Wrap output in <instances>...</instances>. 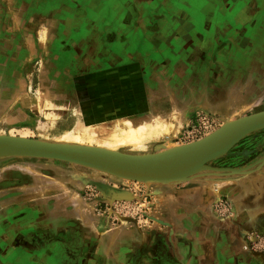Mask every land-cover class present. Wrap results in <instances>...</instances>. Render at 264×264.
I'll return each instance as SVG.
<instances>
[{"label":"rangeland","instance_id":"1","mask_svg":"<svg viewBox=\"0 0 264 264\" xmlns=\"http://www.w3.org/2000/svg\"><path fill=\"white\" fill-rule=\"evenodd\" d=\"M236 2L223 19L217 9L208 15L206 43L144 46L145 57L111 46L109 29L17 28L0 55V138L164 156L237 130L264 112V0ZM68 14L72 25L77 15ZM129 120L164 129L138 148L102 143ZM88 129L104 135L100 144L62 139ZM209 153L218 155L189 163L181 179L149 185L131 171L0 154V264H141L135 251L146 240L158 252L144 255L149 264H174L181 250L185 261L189 249L206 264H264V127ZM195 200L187 238L181 205Z\"/></svg>","mask_w":264,"mask_h":264},{"label":"crops","instance_id":"2","mask_svg":"<svg viewBox=\"0 0 264 264\" xmlns=\"http://www.w3.org/2000/svg\"><path fill=\"white\" fill-rule=\"evenodd\" d=\"M241 1L245 2V0H239L236 3L239 4ZM20 2L22 3V0H19ZM19 3L18 0H0V55L6 53L5 39L10 36L13 39L17 38L18 34L15 32L17 28L33 29L40 27L51 31L65 29L68 33L69 30L76 28L109 29L110 40L108 43L111 46H137L135 50L137 52L142 50L140 54L145 57L147 54H144V46H148L149 50L151 45L171 46L206 43L207 39L214 37L213 34L209 35L207 32L212 21V19H208V15L210 13L213 15L216 9L217 14L222 19L228 11L232 13L230 8L232 6L229 5L228 0H74V4L78 8L77 11L70 10V0H30L26 5ZM232 9L234 10V8ZM244 12V4H240L234 20L239 23L244 20L246 16ZM68 13L77 15V17H72V25H70V19H67ZM27 14H30L29 19L23 20L22 18ZM65 15L68 17L64 18ZM213 30L214 28L210 25V34ZM93 43L101 44L102 42L95 36ZM11 44L14 42L11 41ZM190 195H193L190 198H196V192L191 191ZM196 201L194 205H181V211H185L184 216L181 215L183 218L180 216L174 218L177 221L179 218V220L190 221L192 229H179L180 235H187V238L193 237L196 233V229L192 225V221L196 219L195 215H197L194 213ZM171 207L175 206L172 205ZM164 214L166 215L165 218H170L168 212H164ZM187 215H189L188 218H185ZM149 243L148 240L141 241L139 247H136L137 256L135 258H139L141 264H149L148 260H153V258L144 255L151 254L155 257L158 255L157 250L151 249L153 244L151 246ZM130 244L131 248L135 249L133 240L130 241ZM113 252L115 261H117L119 253ZM131 253V258L134 260L135 253L134 251ZM181 253L182 250L177 257L175 256L177 261L174 260V264H206L198 257L203 253L201 250L191 251L189 249L185 261L180 260Z\"/></svg>","mask_w":264,"mask_h":264},{"label":"water","instance_id":"3","mask_svg":"<svg viewBox=\"0 0 264 264\" xmlns=\"http://www.w3.org/2000/svg\"><path fill=\"white\" fill-rule=\"evenodd\" d=\"M261 127H264V112L252 116L237 130L233 126L234 133L225 140L220 147L211 149L203 154L191 155L188 157L182 156L180 151L178 154L164 156H131L89 147L41 142H14L11 139L6 140L3 138H0V154L58 159L109 171L124 170L139 172L148 171L153 167L164 166L171 163L188 165L200 159H212L217 156L218 153L212 155L209 152L218 150L225 142H227V146L231 145Z\"/></svg>","mask_w":264,"mask_h":264},{"label":"bare ground","instance_id":"4","mask_svg":"<svg viewBox=\"0 0 264 264\" xmlns=\"http://www.w3.org/2000/svg\"><path fill=\"white\" fill-rule=\"evenodd\" d=\"M89 129L85 132H82V130H77L74 131V133H66L63 135L62 139L71 142L72 144L78 145H92L93 143L100 144L99 142H101L100 140H103L104 135H100L98 132L90 131ZM160 129H164V127H160L159 123H146L144 125L135 126L129 120L122 127L111 132L107 140H103L102 143L104 142V144L108 147H119L126 144H133L138 148V146H141L143 141L153 137L158 131H161ZM233 133V126L224 127L201 144H190L183 147L180 150V153L182 156L187 157L206 153L211 149L220 147V145ZM189 172L190 168L187 164L171 163L164 166L153 167L148 171H135L129 173L130 175L128 177L134 178L139 182L149 185L153 183H170L177 181L186 176ZM105 193L110 194V196L113 197V194L109 191Z\"/></svg>","mask_w":264,"mask_h":264}]
</instances>
